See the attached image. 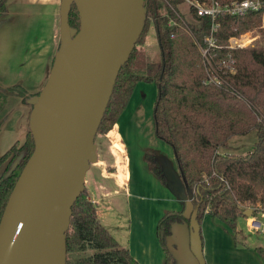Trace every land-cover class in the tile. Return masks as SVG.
I'll use <instances>...</instances> for the list:
<instances>
[{"label":"trees","instance_id":"trees-1","mask_svg":"<svg viewBox=\"0 0 264 264\" xmlns=\"http://www.w3.org/2000/svg\"><path fill=\"white\" fill-rule=\"evenodd\" d=\"M6 1L0 0V15L5 12ZM165 1L174 8L180 2L143 0L142 30L117 72L96 134L106 135L110 131L137 82H153L156 87L152 105L153 133L170 147L185 196L190 194L198 203L195 219L200 239V221L204 214L216 217L238 235L236 221L246 210L241 205L264 206V45L230 50L235 72L225 75L221 84L203 83L200 56L191 38L186 34L173 39L168 37L166 17L160 11ZM166 11L169 12L167 6ZM191 16L188 25L200 42L207 33L209 18ZM216 21L219 22L217 43L222 48L215 51V55L223 56L227 51L224 48L227 37L259 26L261 13L250 11L239 17L222 14ZM150 24L155 30L159 59L157 62L146 59L142 66L133 67L135 46L142 43ZM68 25L78 28L73 4L68 12ZM259 31L264 34V28ZM9 95L21 97L30 107L27 100L33 95L27 96L18 85H13L4 90L0 88V108ZM249 131L255 132L252 150L244 155L218 152L231 137ZM32 145L27 128L23 141L13 143L0 156V164L6 162L0 174V216ZM143 161L148 171L164 185L165 177L153 155L145 152ZM182 209L166 212L156 222L155 234L164 253V264H176L168 250V238L172 224L188 221L182 216ZM70 211L64 237L66 252L92 249L91 254L77 259L74 264H138L99 222L95 204L85 188ZM254 249L264 262V246Z\"/></svg>","mask_w":264,"mask_h":264},{"label":"water","instance_id":"water-1","mask_svg":"<svg viewBox=\"0 0 264 264\" xmlns=\"http://www.w3.org/2000/svg\"><path fill=\"white\" fill-rule=\"evenodd\" d=\"M71 4L77 29L68 25ZM142 4L60 0L58 46L45 82L27 100L32 150L0 216V264H65L70 207L96 160L94 136L117 72L142 30ZM197 207L187 194L181 212L187 223L170 227L168 250L176 264H205Z\"/></svg>","mask_w":264,"mask_h":264},{"label":"crops","instance_id":"crops-1","mask_svg":"<svg viewBox=\"0 0 264 264\" xmlns=\"http://www.w3.org/2000/svg\"><path fill=\"white\" fill-rule=\"evenodd\" d=\"M59 3L60 0L6 1L5 12L0 15L1 89L18 85L27 96L40 90L58 46ZM138 87L140 91L136 90ZM153 100V87L137 82L127 105L106 134L109 146V136L113 135L116 137L113 140H117L121 149L116 153L110 146L114 152L111 155H116L111 162L113 165L110 164L111 157L109 159L107 153H97L95 146V169L90 181L83 176L84 188L88 198L95 204L99 222L138 264H164V253L155 234L156 222L164 213L182 209L185 197L169 146L155 138L154 146L147 148L160 167L164 168L165 184L161 185L143 161L145 151L136 149V145L132 146L133 149L128 145V139L135 141L139 135L148 141L153 139ZM29 111L30 107L21 97L9 95L5 98L0 108V134H6L5 139L10 146L23 141ZM218 152L236 154L225 149H219ZM115 166L117 168L114 169ZM110 185L113 187L110 188ZM116 195L127 198L125 209L130 218L133 212L137 218L135 223H129L124 233L120 230L121 224L112 215L115 205L113 198ZM137 197L140 199L137 207H127L128 202ZM149 218L151 221L146 228ZM200 235L205 264H264L254 249L259 245L246 241L242 235H235L212 215L202 216Z\"/></svg>","mask_w":264,"mask_h":264},{"label":"built area","instance_id":"built-area-1","mask_svg":"<svg viewBox=\"0 0 264 264\" xmlns=\"http://www.w3.org/2000/svg\"><path fill=\"white\" fill-rule=\"evenodd\" d=\"M188 6L189 14L195 18L208 17L209 26L207 33L202 36L201 41H197L191 32L188 21L181 17L177 6L174 8L166 1L164 11L166 17V27L168 28V37L176 38L181 34L188 35L196 46L200 63L203 68L204 78L203 83L213 82L221 84L225 75H232L235 72L233 59L229 54L230 50L252 46V42L256 37L251 36L249 30L241 32L237 35H230L226 39V52L223 56H216L215 51H219L222 47L217 43L216 33L219 28V22L216 17L227 14L233 17L243 16L250 11H258L261 13L260 28L263 27L264 17V0H179ZM166 6L169 12L166 11ZM225 188H228L225 183ZM252 214L245 217V225L249 232L264 235V206L256 205L249 208Z\"/></svg>","mask_w":264,"mask_h":264},{"label":"rangeland","instance_id":"rangeland-1","mask_svg":"<svg viewBox=\"0 0 264 264\" xmlns=\"http://www.w3.org/2000/svg\"><path fill=\"white\" fill-rule=\"evenodd\" d=\"M177 9L181 13V17L185 21H190L192 19L191 14H189V12L187 10L188 6L184 2H181L180 4H178ZM160 11H161V13L164 11L163 6L160 7ZM263 28H264V25L262 28L257 26V27H252L250 29H247V30H249L251 36L256 37L254 39V41L252 42V46L264 45V34H262L259 31V29H263ZM247 30H245V31H247ZM242 32H244V31H242ZM247 47H250V46H247ZM146 59L151 60V61H156V62L159 59L158 47H157L156 38H155V30H154V27L152 24H150L148 26L146 34H145L144 38L142 39V43L137 44L135 46L133 67L142 66ZM139 83H142V85H146V84L151 85L154 89V97H155L156 87H155V84L153 82L139 81ZM136 90L140 91L139 87L136 88ZM150 121H151V119H150ZM140 129L142 130V127H140ZM141 133H143V132H141ZM5 137H6L5 133L0 134V156L10 146L9 142L7 141V139H5ZM109 137H110V141H111L110 146L113 148V151L116 153H119V151L121 150L120 145L118 144L117 140L116 141L113 140V139H116V137H114L113 135H110ZM140 137H141V135H139V137H137L135 141H133L132 139H128V145L131 148L133 145H136V149L140 148V149L144 150L145 152H148L147 148L148 147L151 148L154 146L153 142L156 141L155 140L156 137L153 135L152 136L153 139L150 141H148L146 138H140ZM254 141H255V132L249 131L245 135H237V136L231 137L228 140L227 145L223 149H225V151L229 152V153L244 154V153H247L248 151L252 150ZM94 144L97 148V153H107V155H108L107 157L109 159L111 157L110 164L113 165V163H111V162L113 159H115L114 156H116V155H113V156L111 155V153H114V152L112 151V149L109 146L110 142L107 140L106 135L96 134L94 136ZM136 149H134V150H136ZM4 165H5V163L0 164V174L2 173V171L4 169ZM115 168H117V166H115L114 169ZM94 169H95V162H92L89 164L87 170L84 173L85 177L89 181H90L91 173ZM161 170L164 171V168L163 169L161 168ZM111 187H113V186L110 185V188ZM117 189L118 188H115V190H117ZM138 198L139 197L132 198L131 201L128 202L127 207H132V208L137 207V205L140 202V199H138ZM113 199L115 201V205L113 206L114 210H113L112 215H114V218H116V220L121 224L120 230H122V232L124 233V231L127 230L129 223L130 222L135 223L137 218L135 217L134 212L131 214L132 217L130 218L129 212L127 211V209H125L126 204H127V202H126L127 198H125V196L116 195V196H114ZM248 206H249V204L245 203V204L241 205V208L249 209ZM99 217L102 220V218H103L102 213H101V215H99ZM150 221H151V219L149 218L147 224L145 225L146 228L148 227V224ZM236 226H237V230L239 231V235H242L246 239V241L249 240L250 242H252L255 245L264 246V235L249 232L246 228V225H245V217H240L236 221ZM91 253H92V249H89V248H86L84 250H75V251L66 252L65 262H67L68 264H74L77 259L84 257V256H87Z\"/></svg>","mask_w":264,"mask_h":264}]
</instances>
